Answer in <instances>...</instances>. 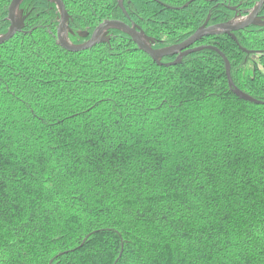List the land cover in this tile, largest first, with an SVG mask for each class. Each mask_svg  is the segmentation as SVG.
Segmentation results:
<instances>
[{"label": "trees", "instance_id": "obj_1", "mask_svg": "<svg viewBox=\"0 0 264 264\" xmlns=\"http://www.w3.org/2000/svg\"><path fill=\"white\" fill-rule=\"evenodd\" d=\"M0 0V35L8 7ZM68 41L107 20L153 49L258 0H61ZM0 44V264H264V26L210 35L173 66L127 34L63 50L60 12L23 0ZM264 18V5L260 13Z\"/></svg>", "mask_w": 264, "mask_h": 264}, {"label": "water", "instance_id": "obj_2", "mask_svg": "<svg viewBox=\"0 0 264 264\" xmlns=\"http://www.w3.org/2000/svg\"><path fill=\"white\" fill-rule=\"evenodd\" d=\"M23 0H12L7 12V20L10 23L9 29L6 34L0 35V44L10 40L14 35L22 32V20L16 16V11ZM53 1L60 12L61 20L59 26L57 28V42L58 45L65 51L68 52H80L83 50H87L92 48L93 46L102 43L107 40V35L109 30L117 29L121 30L125 34L129 36V38L133 41V43L137 46L138 49L146 53L155 63L158 65H162L161 60L165 57H173L174 60L168 64H164L165 66H173L177 65L181 62V60L192 53L202 51L204 49H210L216 51L223 59L225 64L226 76L228 80V84L230 88H233V82L230 75V64L225 56L215 47L211 46H197L193 47L194 44L200 41L202 38L210 35H220V34H230L234 31L242 30L248 28L249 26H264V18L260 17L261 10L264 5V0H258L256 6L253 10L245 17L241 19H234L233 21L220 24L208 26L207 22L202 25L194 34H192L189 38L178 45L166 47L163 49H153L150 45V39L144 34L142 30L135 24L132 23L130 25L117 20H107L101 23L94 32L90 35L88 41L81 45H74L68 41L67 38V21L68 15L65 10L64 4L61 0H51ZM119 6L122 7V0H119ZM103 32V39L97 38V33ZM84 38L88 37V33L81 34ZM238 98L244 100L246 102L252 103L254 105H262L264 106V101L256 100L250 97L249 95L239 91L233 90Z\"/></svg>", "mask_w": 264, "mask_h": 264}, {"label": "flooded vegetation", "instance_id": "obj_3", "mask_svg": "<svg viewBox=\"0 0 264 264\" xmlns=\"http://www.w3.org/2000/svg\"><path fill=\"white\" fill-rule=\"evenodd\" d=\"M51 1V0H50ZM53 2V1H52ZM18 10V9H17ZM16 16L19 18V19H21L19 16H18V13H17V11H16ZM22 20V19H21ZM60 20H61V15H60V19H59V23H60ZM68 22V21H67ZM130 25V24H129ZM9 26H10V23H9ZM58 26H59V24H58ZM67 26H68V24H67ZM58 28V27H57ZM22 31H23V20H22ZM68 31H69V28H68V30H67V36H68ZM110 31V30H109ZM94 32V31H93ZM92 32V33H93ZM56 33H57V31H56ZM91 33V34H92ZM109 33V32H108ZM91 34H88V37H86L85 39H87L86 41H88V39H89V37H90V35ZM57 36V35H56ZM57 38V37H56ZM107 38H108V35H107Z\"/></svg>", "mask_w": 264, "mask_h": 264}, {"label": "snow or ice", "instance_id": "obj_4", "mask_svg": "<svg viewBox=\"0 0 264 264\" xmlns=\"http://www.w3.org/2000/svg\"><path fill=\"white\" fill-rule=\"evenodd\" d=\"M103 35H104L103 32H98V33H97V38H98V39H103Z\"/></svg>", "mask_w": 264, "mask_h": 264}]
</instances>
